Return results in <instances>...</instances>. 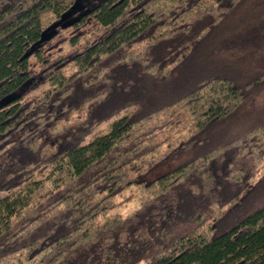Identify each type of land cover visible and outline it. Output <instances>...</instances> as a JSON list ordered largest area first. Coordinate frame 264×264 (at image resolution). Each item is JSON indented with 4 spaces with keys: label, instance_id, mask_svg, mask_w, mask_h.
I'll use <instances>...</instances> for the list:
<instances>
[{
    "label": "trees",
    "instance_id": "1",
    "mask_svg": "<svg viewBox=\"0 0 264 264\" xmlns=\"http://www.w3.org/2000/svg\"><path fill=\"white\" fill-rule=\"evenodd\" d=\"M246 1L0 0V264H264Z\"/></svg>",
    "mask_w": 264,
    "mask_h": 264
},
{
    "label": "rangeland",
    "instance_id": "2",
    "mask_svg": "<svg viewBox=\"0 0 264 264\" xmlns=\"http://www.w3.org/2000/svg\"><path fill=\"white\" fill-rule=\"evenodd\" d=\"M233 32L231 40L232 47L236 51L244 50L245 52H257L258 54H264V0H247L236 13L230 16L223 27V31ZM230 45V44H229ZM264 91L256 95V102H264ZM112 120L104 122L100 125L97 130L91 134L86 140L88 141L93 135L102 134L106 132ZM237 129L234 126L232 129ZM176 163H167L159 166L155 170L151 171L146 175L147 179L155 178L156 176L166 172L172 168ZM130 195L136 196L134 191L129 193ZM132 196V197H133ZM137 206V198L133 197L129 202H123L120 206L119 211L126 215Z\"/></svg>",
    "mask_w": 264,
    "mask_h": 264
}]
</instances>
